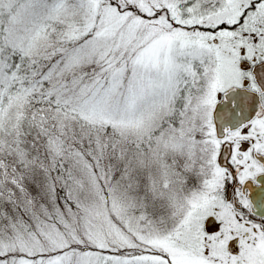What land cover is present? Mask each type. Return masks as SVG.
Listing matches in <instances>:
<instances>
[{"label":"snow or ice","instance_id":"obj_1","mask_svg":"<svg viewBox=\"0 0 264 264\" xmlns=\"http://www.w3.org/2000/svg\"><path fill=\"white\" fill-rule=\"evenodd\" d=\"M0 264H264V0H0Z\"/></svg>","mask_w":264,"mask_h":264}]
</instances>
